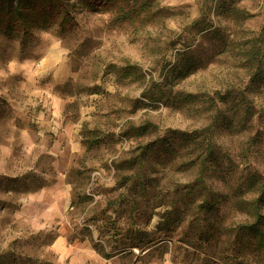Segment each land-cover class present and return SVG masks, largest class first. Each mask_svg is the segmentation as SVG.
Returning <instances> with one entry per match:
<instances>
[{
    "label": "rangeland",
    "instance_id": "1",
    "mask_svg": "<svg viewBox=\"0 0 264 264\" xmlns=\"http://www.w3.org/2000/svg\"><path fill=\"white\" fill-rule=\"evenodd\" d=\"M17 4L0 0V264H264L236 206L264 183V0ZM205 128L211 214L185 198Z\"/></svg>",
    "mask_w": 264,
    "mask_h": 264
},
{
    "label": "trees",
    "instance_id": "2",
    "mask_svg": "<svg viewBox=\"0 0 264 264\" xmlns=\"http://www.w3.org/2000/svg\"><path fill=\"white\" fill-rule=\"evenodd\" d=\"M64 1L65 0H49L50 3L54 7H61L64 8ZM19 4L13 8V10L20 14V3L22 0H18ZM44 26L47 25L44 21ZM254 61H256L254 59ZM190 68L184 69V73H182L185 76H188L190 74L189 72ZM263 65L262 61L259 60L258 65V71L254 74L255 80L258 79L260 76H262ZM245 97V96H244ZM243 101L240 103H243V105L248 104V101L245 98H243ZM234 104V103H233ZM236 106V105H234ZM244 121L248 122L250 119L249 117V107H247V110L244 114ZM208 129H204L202 131H194L191 133V136H189V140H191L194 143V149L195 150H201V152L198 154V156L195 158V162H200L199 165V176L197 178V182L195 183V187H197V190L191 189L189 190V193L185 195V198L187 200H191L193 204L195 205L196 210L199 213L202 214H211L216 210H219V203L216 201V195L211 192V188L207 183V174H208V168L210 160L208 159V156L211 155L214 152V144L210 140V136L208 133ZM220 165V162L217 163ZM250 192H252L254 195V199L248 200V201H242L240 204L238 203L236 206L239 211L244 212L248 214L250 218V222L243 223L238 226L239 233L249 234L254 237L255 245L258 248L259 251V259H264V183L260 185H256L255 183L251 185ZM200 196H203V199L201 201H198V198ZM218 226L217 230L221 231L222 226V220H218Z\"/></svg>",
    "mask_w": 264,
    "mask_h": 264
}]
</instances>
